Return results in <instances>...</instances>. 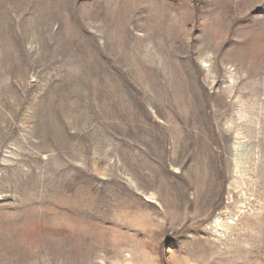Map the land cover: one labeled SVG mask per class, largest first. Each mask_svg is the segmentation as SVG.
Masks as SVG:
<instances>
[{
  "label": "rangeland",
  "instance_id": "374dc122",
  "mask_svg": "<svg viewBox=\"0 0 264 264\" xmlns=\"http://www.w3.org/2000/svg\"><path fill=\"white\" fill-rule=\"evenodd\" d=\"M0 264H264V0H0Z\"/></svg>",
  "mask_w": 264,
  "mask_h": 264
}]
</instances>
